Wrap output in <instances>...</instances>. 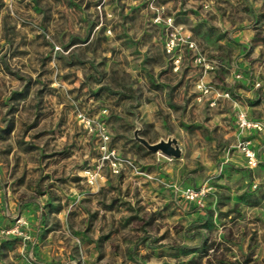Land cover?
<instances>
[{
  "label": "rangeland",
  "instance_id": "1",
  "mask_svg": "<svg viewBox=\"0 0 264 264\" xmlns=\"http://www.w3.org/2000/svg\"><path fill=\"white\" fill-rule=\"evenodd\" d=\"M0 264H264V0H0Z\"/></svg>",
  "mask_w": 264,
  "mask_h": 264
},
{
  "label": "built area",
  "instance_id": "2",
  "mask_svg": "<svg viewBox=\"0 0 264 264\" xmlns=\"http://www.w3.org/2000/svg\"><path fill=\"white\" fill-rule=\"evenodd\" d=\"M240 127L243 129H254V130H261V125L258 123H249L243 116L239 117ZM239 147L241 148L242 152L244 153L245 161L247 167L252 168L256 165V158L255 153L252 149L248 146V143L241 142ZM206 191L205 188L201 189H194L191 187H187L182 190L181 196L186 202L197 203L200 205V201L204 197Z\"/></svg>",
  "mask_w": 264,
  "mask_h": 264
},
{
  "label": "water",
  "instance_id": "3",
  "mask_svg": "<svg viewBox=\"0 0 264 264\" xmlns=\"http://www.w3.org/2000/svg\"><path fill=\"white\" fill-rule=\"evenodd\" d=\"M139 132V129L134 130L133 139L146 151L150 153H159L169 159H178L181 156V149L175 139L168 137L166 140L161 139L156 143H148L139 136Z\"/></svg>",
  "mask_w": 264,
  "mask_h": 264
}]
</instances>
